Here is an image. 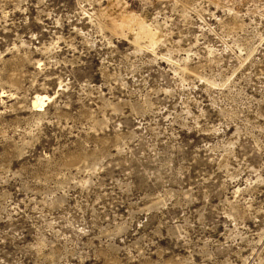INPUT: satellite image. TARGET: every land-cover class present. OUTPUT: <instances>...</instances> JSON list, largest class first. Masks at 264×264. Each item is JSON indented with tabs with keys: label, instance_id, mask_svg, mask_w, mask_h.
Masks as SVG:
<instances>
[{
	"label": "rangeland",
	"instance_id": "rangeland-1",
	"mask_svg": "<svg viewBox=\"0 0 264 264\" xmlns=\"http://www.w3.org/2000/svg\"><path fill=\"white\" fill-rule=\"evenodd\" d=\"M0 264H264V0H0Z\"/></svg>",
	"mask_w": 264,
	"mask_h": 264
}]
</instances>
